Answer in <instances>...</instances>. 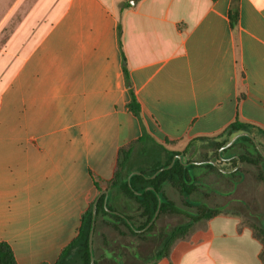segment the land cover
Returning a JSON list of instances; mask_svg holds the SVG:
<instances>
[{
  "label": "crops",
  "instance_id": "0c3cea01",
  "mask_svg": "<svg viewBox=\"0 0 264 264\" xmlns=\"http://www.w3.org/2000/svg\"><path fill=\"white\" fill-rule=\"evenodd\" d=\"M19 24L0 120V242L18 264L56 262L143 126L162 151L237 119L264 129V0H27ZM248 219H201L153 264H264Z\"/></svg>",
  "mask_w": 264,
  "mask_h": 264
},
{
  "label": "trees",
  "instance_id": "16d2710c",
  "mask_svg": "<svg viewBox=\"0 0 264 264\" xmlns=\"http://www.w3.org/2000/svg\"><path fill=\"white\" fill-rule=\"evenodd\" d=\"M237 16L236 8L231 9L232 22L236 21ZM124 65L131 95L129 108L142 123L141 107ZM241 132H249L260 140L264 137V129L237 119L219 135L192 140L183 151H172L165 147L162 151L156 147L157 142L143 126L142 135L137 140L120 148L114 175L106 188L110 192L107 201L105 193L98 201L93 247L95 264H153L163 257H169L174 244L187 238L199 220L210 219L220 213L252 212V205L247 199L239 197L238 191L247 190L243 184L248 166L262 165L259 181L264 184V157L247 136L239 137L232 146L220 153V149ZM198 139H204V143L197 145L195 141ZM137 146L140 151L134 155ZM203 149L204 160L210 162L184 164L194 161L192 154ZM179 154L183 161L176 158L174 164L168 167L174 156ZM235 154L241 160L239 167L238 158L223 159ZM162 167L165 169L152 177ZM191 169L193 174L190 173ZM137 170L141 173L132 174ZM211 175L216 176L214 181L209 179ZM219 183L224 184V187ZM95 185L98 191L103 190L98 182ZM150 186L153 189H149ZM168 190L180 193L182 206L170 198ZM194 193L205 196V200H193L191 196ZM94 201L90 202L82 214L77 235L62 249L53 264H90L89 232ZM159 201V214L145 229L158 209ZM249 216L260 222L257 225L249 221V225L263 244L264 256V218L253 213H249ZM142 229L145 230L140 231ZM109 233L114 235L113 238L109 237ZM98 239H101V243H98ZM0 264H18L13 249L5 241L0 242Z\"/></svg>",
  "mask_w": 264,
  "mask_h": 264
},
{
  "label": "rangeland",
  "instance_id": "374dc122",
  "mask_svg": "<svg viewBox=\"0 0 264 264\" xmlns=\"http://www.w3.org/2000/svg\"><path fill=\"white\" fill-rule=\"evenodd\" d=\"M27 8V0H0V120L9 121L12 118V106L10 102L9 94V71H10V39L11 37L16 40L17 32L16 30L20 26V22L24 21V16ZM17 28V29H16ZM25 31H23V38L25 37ZM264 137L261 138V140ZM260 139H257L258 146L264 151V142ZM256 146V145H255ZM139 152V147L135 148L134 155H137ZM204 149L198 153L192 154L194 161L204 160ZM261 166H248L246 168L247 178L244 182L246 186V191H238V196L247 199V202L252 205L251 211H244L245 215L253 213L258 217L264 218V184H261L259 181V173L261 171ZM193 169L190 170V173L193 174ZM203 178L205 180V173L203 172ZM211 181L216 179V176L211 175L209 177ZM205 184V182H203ZM260 183L261 188L257 185ZM221 187H224V184L219 183ZM102 188V186H100ZM169 196L174 200L178 205L182 206V196L176 190H168ZM101 191H98L100 193ZM203 194V193H202ZM205 194V193H204ZM191 198L193 200H205V196L194 193ZM250 210V207L248 208ZM176 219V217L174 216ZM178 218V217H177ZM260 224L259 220L252 219L247 220V224L250 222ZM112 233H109V237L113 238ZM98 243H101V239H98ZM122 258V255L120 254Z\"/></svg>",
  "mask_w": 264,
  "mask_h": 264
},
{
  "label": "water",
  "instance_id": "95a60500",
  "mask_svg": "<svg viewBox=\"0 0 264 264\" xmlns=\"http://www.w3.org/2000/svg\"><path fill=\"white\" fill-rule=\"evenodd\" d=\"M241 136H247V137H250V138L253 140V142L255 143L257 149L259 150V152H260V153L262 154V156L264 157V151L258 146L256 137H255L254 135H252L251 133H249V132H241V133L237 134V135H236V136H235L230 142H228L225 146H223V147L220 149V153L222 152L223 149L232 146V145L235 143V141H236L239 137H241ZM176 158H179L181 161H183V160H182V155H181V154L176 155V156H174V158H173L171 164H170L168 167H171V166L174 164ZM231 158H238V159H239L238 167L241 165V160H240V157H239L238 154H235V155H233V156H231V157H228V158H224V157H223V159H226V160H229V159H231ZM205 162H210V161H204V160H203V161H189V162H184V164H190V163L204 164ZM211 162H213V161H211ZM164 169H165V167L160 168L159 170H157V172H155V173L153 174L152 177H155L160 171H162V170H164ZM133 173H141V172L137 170V171H133L132 174H133ZM132 174H131V175H132ZM148 188H149V189H153L152 186H150V187H148ZM103 193L106 194V201H107V196L109 195L110 192H109L108 189H105V190H102V191L98 194V196L96 197V199H95V201H94V205H93L92 224H91V228H90V232H89V248H90V252H91V261H90V264H95V256H94V253H93V247H94V234H95V224H96V215H97V204H98V201H99V199H100V197H101V195H102ZM160 206H161V201H159L158 209L156 210V212H155L153 218H152L151 221L148 223V225L146 226L145 229H147V228H148V227H149V226H150V225L156 220V218H157V216H158V214H159V211H160ZM107 209H108V208H107ZM108 210H109V209H108ZM114 213H116V214H120V213L117 212V211H115ZM120 215L123 216L122 214H120ZM128 222H129V221H128ZM129 223H130V222H129ZM145 229H142V230H140V231H144Z\"/></svg>",
  "mask_w": 264,
  "mask_h": 264
}]
</instances>
